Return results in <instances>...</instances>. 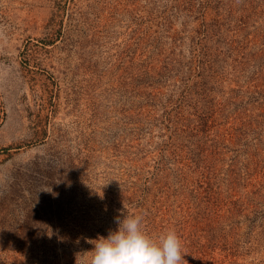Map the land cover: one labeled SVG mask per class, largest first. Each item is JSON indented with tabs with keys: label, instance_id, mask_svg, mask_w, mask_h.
I'll use <instances>...</instances> for the list:
<instances>
[{
	"label": "rangeland",
	"instance_id": "1",
	"mask_svg": "<svg viewBox=\"0 0 264 264\" xmlns=\"http://www.w3.org/2000/svg\"><path fill=\"white\" fill-rule=\"evenodd\" d=\"M131 214L264 264V0H0V264H90Z\"/></svg>",
	"mask_w": 264,
	"mask_h": 264
},
{
	"label": "clouds",
	"instance_id": "2",
	"mask_svg": "<svg viewBox=\"0 0 264 264\" xmlns=\"http://www.w3.org/2000/svg\"><path fill=\"white\" fill-rule=\"evenodd\" d=\"M144 219V214L117 219L114 231L94 241L90 264H185L183 241L175 227L153 236Z\"/></svg>",
	"mask_w": 264,
	"mask_h": 264
}]
</instances>
